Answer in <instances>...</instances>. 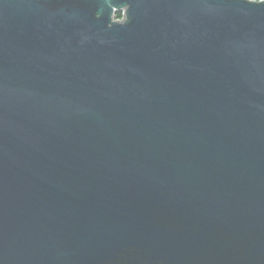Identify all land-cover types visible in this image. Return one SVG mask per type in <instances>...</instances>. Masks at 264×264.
<instances>
[{
  "label": "water",
  "instance_id": "obj_1",
  "mask_svg": "<svg viewBox=\"0 0 264 264\" xmlns=\"http://www.w3.org/2000/svg\"><path fill=\"white\" fill-rule=\"evenodd\" d=\"M0 264H264V0H0Z\"/></svg>",
  "mask_w": 264,
  "mask_h": 264
},
{
  "label": "trees",
  "instance_id": "obj_2",
  "mask_svg": "<svg viewBox=\"0 0 264 264\" xmlns=\"http://www.w3.org/2000/svg\"><path fill=\"white\" fill-rule=\"evenodd\" d=\"M114 17H115L116 19H120V18H122V11H116V12L114 13Z\"/></svg>",
  "mask_w": 264,
  "mask_h": 264
},
{
  "label": "rangeland",
  "instance_id": "obj_3",
  "mask_svg": "<svg viewBox=\"0 0 264 264\" xmlns=\"http://www.w3.org/2000/svg\"><path fill=\"white\" fill-rule=\"evenodd\" d=\"M114 18H115V17H114ZM114 18H113V19H114ZM115 19H116V18H115Z\"/></svg>",
  "mask_w": 264,
  "mask_h": 264
},
{
  "label": "clouds",
  "instance_id": "obj_4",
  "mask_svg": "<svg viewBox=\"0 0 264 264\" xmlns=\"http://www.w3.org/2000/svg\"><path fill=\"white\" fill-rule=\"evenodd\" d=\"M122 16H123V14H122Z\"/></svg>",
  "mask_w": 264,
  "mask_h": 264
}]
</instances>
